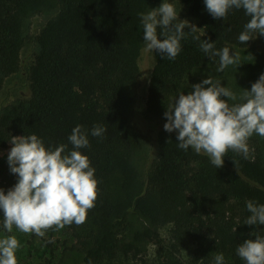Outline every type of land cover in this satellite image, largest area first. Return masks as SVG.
Segmentation results:
<instances>
[{"label":"trees","instance_id":"1","mask_svg":"<svg viewBox=\"0 0 264 264\" xmlns=\"http://www.w3.org/2000/svg\"><path fill=\"white\" fill-rule=\"evenodd\" d=\"M155 1L0 0V90L21 67L31 18L53 14L36 36L29 94L0 106V147L12 136L36 134L46 146L67 144L69 151L72 129L87 130L89 147L81 151L95 168L99 194L85 223L63 228L83 252L81 264H100L118 253L138 257L146 242H162L159 228L167 224L173 242L166 264H186L178 252L189 245L195 246L191 264L210 263L218 253L225 264H245L238 245L255 239L253 229L264 235V225L244 224L250 215L246 202L264 204V141L247 159L229 150L217 169L207 155L180 149L177 132L164 129L158 158L145 166L148 142L131 110L147 86V112L165 124L164 113L184 92L185 78L220 63L219 56L202 51L201 40L236 53L252 41L238 39L250 17L233 8L218 20L204 0H179L185 19L179 18L197 30L185 28L174 60L154 51L150 70L141 62L140 14ZM97 125L106 129L101 137L91 135ZM115 175L122 177L119 186ZM2 221L0 210L1 226Z\"/></svg>","mask_w":264,"mask_h":264},{"label":"clouds","instance_id":"2","mask_svg":"<svg viewBox=\"0 0 264 264\" xmlns=\"http://www.w3.org/2000/svg\"><path fill=\"white\" fill-rule=\"evenodd\" d=\"M204 2L207 11L218 20L226 19L233 8L244 10L250 19L239 34L240 43L247 44L257 34L264 35V0ZM140 16L146 51H157L169 60L180 53L185 28L190 26L191 32L197 30L195 25L179 18L169 0H163L159 7ZM193 38L201 40L200 36ZM200 48L210 56H219L217 72L229 65L241 64L238 53L230 52L228 47L216 50L214 41L203 39ZM191 87L193 91L180 92L167 107L165 131H176L180 149L187 151L191 147L197 154L207 155L217 169L223 167L229 150L247 159L249 139L254 134L264 137V73L239 97L212 76ZM105 131L97 125L91 135L101 137ZM68 141L72 148L66 151L67 144L49 147L36 134L12 136L7 161L10 172L17 174L18 180L6 193L0 188L2 223L7 233H12L15 227L22 233L44 237L50 228L60 230L73 223L79 226L86 222L87 213L95 206L99 194L95 168L81 151L89 147L87 130L81 125L75 126ZM246 207L250 215L244 224L264 225V204L248 200ZM250 236L255 239L240 243L237 255L245 264H264V235L253 229ZM20 246L15 235L0 238V264H18L16 252ZM214 264H225L223 253L216 254Z\"/></svg>","mask_w":264,"mask_h":264},{"label":"rangeland","instance_id":"3","mask_svg":"<svg viewBox=\"0 0 264 264\" xmlns=\"http://www.w3.org/2000/svg\"><path fill=\"white\" fill-rule=\"evenodd\" d=\"M163 0H156L147 10L151 11L161 5ZM176 7L179 17L185 19L183 6L179 0H169ZM146 12V13H147ZM53 14H36L31 18L29 28V37L22 49V62L18 72L8 77L0 90V106L12 103L15 99L25 97L29 94L30 80L28 78V67L36 57L37 43L36 36L41 31V27L46 23L48 18ZM236 53L240 56V65H229L223 71L217 72L218 65L197 68L188 75L183 83V90L189 93L194 89L193 84L201 82L208 76L219 79L222 84L233 91L237 97L244 89H251L252 84L258 80L259 76L264 73V35L257 34L250 44L244 48H238ZM143 65L146 64L152 70L155 59L154 51H146V44L141 58ZM147 86L143 89V96L138 100L136 105L132 107L131 115L135 126L142 131L147 139L148 147L146 150L145 166L151 165V162L159 156V139L162 130H164L163 122L147 112L146 109ZM226 99V97H225ZM233 103V101H229ZM259 140L264 141V137L253 135L248 143L250 152L257 147ZM12 147L10 141L0 147V188L5 193L15 185V176L9 169L7 157ZM122 177L114 176L115 183L119 186ZM171 224L164 225L159 228L162 238L161 243L153 241L146 242L144 252L138 256H126L118 253L113 258H105L100 264H166L168 255L170 254L171 244ZM6 235H15L20 243V248L16 252L18 264H81L83 260V252L76 247V241H73L65 229L57 230L55 227L47 230L44 237H38L35 234H25L13 227L12 233H7L3 226L0 225V238ZM195 246L189 245L181 248L178 252V258L186 264H191ZM202 264H214V260L206 263L202 260Z\"/></svg>","mask_w":264,"mask_h":264}]
</instances>
